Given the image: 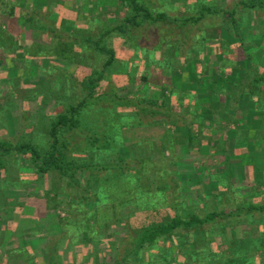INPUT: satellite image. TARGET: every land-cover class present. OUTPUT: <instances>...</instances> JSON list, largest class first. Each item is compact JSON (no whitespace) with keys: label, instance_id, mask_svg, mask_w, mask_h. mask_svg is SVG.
Returning a JSON list of instances; mask_svg holds the SVG:
<instances>
[{"label":"trees","instance_id":"16d2710c","mask_svg":"<svg viewBox=\"0 0 264 264\" xmlns=\"http://www.w3.org/2000/svg\"><path fill=\"white\" fill-rule=\"evenodd\" d=\"M192 1L185 9L190 15L180 17L171 15L177 10L169 4L157 9L145 0H118L116 12L97 13L86 29L62 20L54 30L52 7L46 19L32 10L26 23L43 42L31 41L21 53L0 23V51L3 46L22 59L27 71L42 62L45 74L37 87L11 76L0 96L7 91L11 101L54 104L39 123L29 121L16 143L0 136V192L31 183L23 174L47 179L54 195L48 206L64 208L63 229L73 224L82 230L85 246L104 240L106 228L115 225L131 236L126 223L139 213H169L137 230L133 251L117 264L161 256L164 242L178 239L179 248L191 235L202 237L190 253H181L187 264L198 256H204L202 264L223 258L264 264V0H228V6ZM7 2L0 0L3 18L15 16L7 13ZM201 23L204 28L192 34ZM163 25L170 37L156 46L139 43L135 33ZM4 63L0 57V73ZM137 63L147 74H137ZM73 66L90 71L83 82L68 69ZM152 70L165 73L169 84L153 83ZM184 73L191 89L183 87ZM121 89L130 94L122 96ZM4 121L0 109V131ZM234 160L250 169L252 185L238 176L241 164ZM5 209L0 193V213ZM207 238L215 241L205 244ZM114 242L113 252L120 253L123 240Z\"/></svg>","mask_w":264,"mask_h":264},{"label":"rangeland","instance_id":"374dc122","mask_svg":"<svg viewBox=\"0 0 264 264\" xmlns=\"http://www.w3.org/2000/svg\"><path fill=\"white\" fill-rule=\"evenodd\" d=\"M6 1H8L7 4L9 3L7 5V9L9 12L7 13L14 11L15 16H7L5 18L0 16V23L1 21L6 23L3 27L4 29L7 28L6 30L8 35L15 38V41L18 45V48L16 50L18 53H21L25 48L27 49L28 44L31 41L37 42L43 40V37L36 39L35 37L38 31L36 30V32L35 30L31 29L30 24L26 23V18L31 15L30 11L32 10H35V17L37 15L40 19H46L49 18V15L51 14L49 12L51 9L50 7H52V11L54 12H52L51 14V20L57 24L52 27L54 30L60 27L62 20L71 22L70 25L75 28L86 29L89 26L90 20L94 18L97 13L102 12L103 14H105L108 12L111 14L109 10H115L116 7H121V5H119L117 2L118 0H5V2ZM186 1L187 0H145V4H147V7H154L157 9H164V6L166 4L172 5V7H174L177 11L171 13V15H179L181 17L184 15H190L185 13V9L190 4L194 3L192 0H188L187 2ZM217 1L218 3H220V5L224 4L228 6L229 4L228 0ZM95 3H97L98 8L94 7ZM114 16L115 15L110 16L113 17L112 20L117 19L119 17V14L116 15V17ZM214 20L215 24L218 23V20ZM209 22H213V20H209ZM167 28V25H163L162 27L146 26L142 31L135 34H138V36L140 37L139 43L143 47L148 45L149 43H153V45L156 46V43H159L162 37H170L171 33ZM202 28H204L203 23L192 27V34L199 33L198 31H200V29ZM172 32H174V34L176 35L175 31ZM5 51L6 49L1 46L0 57L5 60V63L1 67L0 90L2 89V87H4L3 85H5L4 89H6V87L8 86L7 82L9 83V79L7 80V78H10L11 76L20 78L28 86L37 87L41 86L44 83L45 74L41 72V69L39 67L40 65H42V62H34L30 71H27L25 70V63L22 59H18L14 56V54H10ZM121 53L127 56L126 53ZM218 59L219 61H222V59H225V57L218 55ZM57 64H61L65 67L64 63L62 62H59ZM137 64L139 70L137 68L133 71L136 72L138 70L137 74L139 76L147 74V72H144L146 71V69L144 68V64ZM130 67L132 69V65ZM68 69H70L71 72L75 73V76L79 82H83V80L90 74L89 70L82 67L76 68V66H73L72 68L69 67ZM152 72L157 74L153 76L152 81L158 86H163V84H167L169 82V80L166 79L165 73L158 70H152ZM129 75H131V72L127 76L122 77L125 78L124 81L128 80ZM181 76L183 78V87L191 89L192 86L189 84L191 80L187 73H184ZM114 83L118 87L124 85L121 80H114ZM121 91H123V93H120ZM121 91H119L118 93L122 96H128V94H130L129 92L132 91V88H130V91L125 89H121ZM2 94L4 96H0V109L4 111L6 121H4L5 129L0 131V136L5 137L6 140L13 143H16L19 139H22L23 134L26 133L29 121L37 124L43 116L53 113L54 104L52 102L41 101L37 103H25L22 99L11 101L6 98L7 91H2ZM160 151L161 142L156 141L153 149V156L156 161L160 159ZM204 153H207V149L204 150ZM228 153L229 152L227 150V154ZM222 154L223 153L220 152L218 155L222 156ZM231 163L237 165L241 164L235 162V160L231 161ZM213 164L214 166H217L216 164H218V161ZM249 170V168H244L241 164V170L238 176L242 178L245 185L253 184V177L252 175H250L251 173ZM199 177H197L196 180H198ZM21 178H29L31 183L26 184L23 187H14L9 184L5 187L3 186L0 192L3 205L4 207H6V209L3 210L2 213H0V216L3 217V219L0 220L1 229L3 228L2 226H5L6 224L12 225V221H9V216L13 213H16L17 220L15 219V224L17 225L16 229L18 230L16 236L14 237V242L9 243L4 241L3 245L0 247V264L121 263L126 254H129L133 251V245L135 244V240L137 239V230L142 227L149 226L153 223L161 222L169 214L166 211L139 213L133 220H131L129 223H126L129 227H127L126 229L130 230L131 236L129 233V236L126 234L124 227L115 225L111 229L106 228V231L104 233L106 238L104 240H99V242L97 241L95 242V244H93L92 242H88V244L85 246L83 243H81V240L83 239L82 230L77 231V233L73 224H70L71 226L65 225V228L63 229L61 222L62 219L67 215L64 211V208L60 207L59 209H54L53 205L48 206L49 203H51V200L54 199V195L49 189V183L47 179H37L36 177L34 180V176L31 174H23ZM200 178L202 179L203 177ZM39 202L42 203L40 207H43V212L35 219H32L30 217V215H32L30 214V212L33 209V206L38 208ZM27 214H29V219L26 220L25 215ZM6 218L8 220H6ZM10 219L12 220V218ZM25 224L34 225L32 233H30L29 231H24ZM112 225L113 224H109V226L111 227ZM65 235L67 239L65 238ZM201 237V235H191L182 238V240L184 239V243L183 246L181 245L179 248H177L178 239L166 241L162 244L163 250H161V256H158V253H154L155 256L152 255V257L146 255L144 256V261L133 260V264H145V262H149V264H187L186 259L184 257H181V253H190L191 250H193L197 246V243L201 241ZM90 239H92V237H90ZM122 240L123 242L120 246V253L117 252L118 254L116 253V257V254L113 252L114 247L112 243H115L114 241L121 242ZM214 241L215 238H207L204 243L209 244L213 243ZM71 242H80V244L75 245L71 244ZM213 250H215L214 252L216 253H221V250H219L218 248ZM203 258L204 256H198L197 261H195V263L193 264H202L201 262L203 261ZM122 264L125 263L123 262ZM203 264L212 263L205 262ZM221 264H230V262L229 260H224L223 258Z\"/></svg>","mask_w":264,"mask_h":264},{"label":"crops","instance_id":"0c3cea01","mask_svg":"<svg viewBox=\"0 0 264 264\" xmlns=\"http://www.w3.org/2000/svg\"><path fill=\"white\" fill-rule=\"evenodd\" d=\"M42 205L41 202H39V205H38V208H36L35 206H33V209L31 210L30 214V217L32 219H35L38 215H40L42 212H43V207H40ZM31 207V205H30ZM7 217V216H6ZM26 217V220L29 219V214L25 215ZM12 218V220L10 219ZM3 217L0 216V220H2ZM15 219H16V213H13L9 216V221H12V225H5V226H2L3 228L1 229V225H0V247L3 245V242H14V237L16 236V233L18 232V230L16 229L17 228V225L15 224ZM6 220H8L6 218ZM17 220V219H16ZM19 220V219H18ZM33 224H25L24 225V231L25 232H30L32 233L33 231ZM7 244V243H6ZM13 244H16V243H13ZM13 246H16V245H13ZM5 260V259H4Z\"/></svg>","mask_w":264,"mask_h":264}]
</instances>
